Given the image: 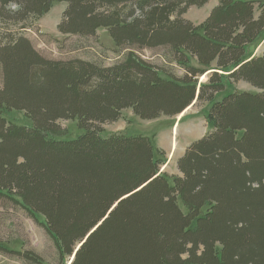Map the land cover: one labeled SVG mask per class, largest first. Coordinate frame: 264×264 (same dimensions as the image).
<instances>
[{
  "label": "trees",
  "instance_id": "16d2710c",
  "mask_svg": "<svg viewBox=\"0 0 264 264\" xmlns=\"http://www.w3.org/2000/svg\"><path fill=\"white\" fill-rule=\"evenodd\" d=\"M209 1L0 0V212L41 217L58 264L74 254L71 264H264V52L253 51L264 0H219L200 24L184 17ZM60 2L61 33L105 29L124 58L104 65L36 49L22 31ZM156 48L185 74L142 57ZM240 81L259 92L235 90ZM195 101L209 104L210 130L186 147L179 174L161 171L152 137L102 136L125 109L152 120ZM12 111L30 123L9 121ZM60 120L82 133L68 138ZM0 254L46 264L1 238Z\"/></svg>",
  "mask_w": 264,
  "mask_h": 264
},
{
  "label": "rangeland",
  "instance_id": "374dc122",
  "mask_svg": "<svg viewBox=\"0 0 264 264\" xmlns=\"http://www.w3.org/2000/svg\"><path fill=\"white\" fill-rule=\"evenodd\" d=\"M219 0H211L202 7L192 6L184 14L186 19L195 24L203 22ZM66 2L55 3L51 10L29 25L22 32L42 54L55 59L82 58L92 60L104 65H111L121 61L126 49L118 50L109 33L105 29H99L96 36L82 37L79 35L63 34L58 30V24L62 20L67 8ZM255 55L264 52L263 41L253 48ZM142 57L153 63L163 73L183 76V70L175 62L171 61L164 49H146L141 52ZM207 76L199 78V83L206 82ZM237 91L259 92L245 81L234 85ZM209 104L195 101L183 113L177 116H160L152 120H144L134 115L131 109L123 111V118L118 122L104 124L103 137L122 133L128 136H149L153 138L155 145L165 152L166 163L161 168L169 174H179L177 161L183 155L186 147L209 132L210 127L205 115ZM9 121L19 124H29L30 120L24 117L21 111L6 113ZM59 123L70 132L68 138H76L81 133L77 122L60 120ZM39 221V222H38ZM38 221L30 218L22 209L10 206L0 212V238L4 244L19 251L31 250L40 255L46 264H58V254L51 237L46 233ZM71 258L68 262L70 263ZM0 264H29L28 262L10 255L0 254Z\"/></svg>",
  "mask_w": 264,
  "mask_h": 264
},
{
  "label": "water",
  "instance_id": "95a60500",
  "mask_svg": "<svg viewBox=\"0 0 264 264\" xmlns=\"http://www.w3.org/2000/svg\"><path fill=\"white\" fill-rule=\"evenodd\" d=\"M198 93H199V89H198ZM198 93H197V96H198ZM74 256H75V254L73 255V257H72V259H71L70 263L72 262V260H73Z\"/></svg>",
  "mask_w": 264,
  "mask_h": 264
},
{
  "label": "bare ground",
  "instance_id": "6f19581e",
  "mask_svg": "<svg viewBox=\"0 0 264 264\" xmlns=\"http://www.w3.org/2000/svg\"><path fill=\"white\" fill-rule=\"evenodd\" d=\"M183 113V112H182ZM76 252V251H75Z\"/></svg>",
  "mask_w": 264,
  "mask_h": 264
},
{
  "label": "crops",
  "instance_id": "0c3cea01",
  "mask_svg": "<svg viewBox=\"0 0 264 264\" xmlns=\"http://www.w3.org/2000/svg\"><path fill=\"white\" fill-rule=\"evenodd\" d=\"M123 118V117H122ZM118 122V121H117Z\"/></svg>",
  "mask_w": 264,
  "mask_h": 264
}]
</instances>
